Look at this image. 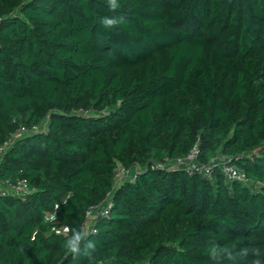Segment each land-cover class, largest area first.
Segmentation results:
<instances>
[{
	"label": "trees",
	"instance_id": "1",
	"mask_svg": "<svg viewBox=\"0 0 264 264\" xmlns=\"http://www.w3.org/2000/svg\"><path fill=\"white\" fill-rule=\"evenodd\" d=\"M118 2L0 0V144L40 128L0 157L32 189L0 195V264H264V0ZM196 144L202 163L242 154L247 181L155 167ZM120 164L139 170L115 188Z\"/></svg>",
	"mask_w": 264,
	"mask_h": 264
},
{
	"label": "built area",
	"instance_id": "2",
	"mask_svg": "<svg viewBox=\"0 0 264 264\" xmlns=\"http://www.w3.org/2000/svg\"><path fill=\"white\" fill-rule=\"evenodd\" d=\"M1 20V19H0ZM39 126H33L32 128L23 127L13 134L6 142L0 144V157L6 152L12 141L23 133H35L39 131ZM250 155V154H249ZM242 154L230 157L228 159L222 157H215L208 163H202L199 160V147L197 144L192 150L183 157H177L166 162H156L155 167L163 168L167 166L179 167L189 171L190 173L199 172L203 175L211 176L216 167H220L222 173L225 175L228 181L239 180L247 181V177L243 169L236 163L231 162L232 159H241ZM142 168V167H140ZM139 170V166L126 167L119 165L115 176V188L122 182L127 180H134ZM29 181L25 177L18 178L13 181L11 179L0 178V195H14L16 197H25L31 192ZM111 195L107 196L106 201L102 205L90 207L86 211V220L88 222L87 229L96 231L94 228L95 221L99 215L108 214L111 207Z\"/></svg>",
	"mask_w": 264,
	"mask_h": 264
},
{
	"label": "clouds",
	"instance_id": "3",
	"mask_svg": "<svg viewBox=\"0 0 264 264\" xmlns=\"http://www.w3.org/2000/svg\"><path fill=\"white\" fill-rule=\"evenodd\" d=\"M106 5L109 10L115 13L120 9L121 5L118 0H105ZM101 26L105 29L115 28L118 25L126 23L125 15H112L104 16L101 18ZM50 220L54 221L56 219L55 215L49 217ZM65 239L63 242V247L68 254L71 255L73 260H78L80 258L91 259L97 250V241L89 238V233L81 229L65 228ZM70 233V234H69ZM24 249L21 248L20 252L23 253ZM244 251V250H242ZM214 256V253H213ZM254 264H259V261H255Z\"/></svg>",
	"mask_w": 264,
	"mask_h": 264
}]
</instances>
